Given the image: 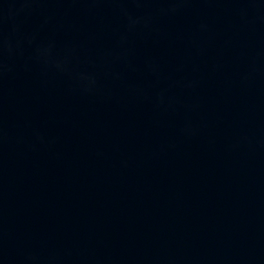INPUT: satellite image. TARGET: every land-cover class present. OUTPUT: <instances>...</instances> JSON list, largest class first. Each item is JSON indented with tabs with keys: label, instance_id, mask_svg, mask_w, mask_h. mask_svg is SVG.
<instances>
[{
	"label": "water",
	"instance_id": "95a60500",
	"mask_svg": "<svg viewBox=\"0 0 264 264\" xmlns=\"http://www.w3.org/2000/svg\"><path fill=\"white\" fill-rule=\"evenodd\" d=\"M0 264H264V0H0Z\"/></svg>",
	"mask_w": 264,
	"mask_h": 264
}]
</instances>
